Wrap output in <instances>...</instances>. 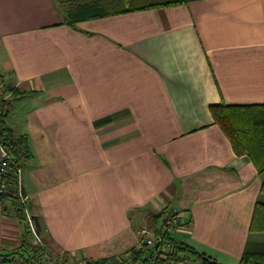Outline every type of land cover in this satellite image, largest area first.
Segmentation results:
<instances>
[{
  "label": "crops",
  "instance_id": "0c3cea01",
  "mask_svg": "<svg viewBox=\"0 0 264 264\" xmlns=\"http://www.w3.org/2000/svg\"><path fill=\"white\" fill-rule=\"evenodd\" d=\"M0 79L5 122L28 139L25 209L50 249L73 262L124 255L167 209L185 222L173 241L238 264L264 171L234 152L210 106L264 105V0L73 26L54 0H0ZM23 232L0 201V253Z\"/></svg>",
  "mask_w": 264,
  "mask_h": 264
},
{
  "label": "trees",
  "instance_id": "16d2710c",
  "mask_svg": "<svg viewBox=\"0 0 264 264\" xmlns=\"http://www.w3.org/2000/svg\"><path fill=\"white\" fill-rule=\"evenodd\" d=\"M189 1L192 0H56V6L62 12L64 22L69 26H73L81 21L137 10L184 4ZM11 90L14 92L13 89ZM8 109V100L0 101V136L12 157V161L7 168L9 180L5 196L12 206L11 215L23 224L24 232L20 246L8 252L0 253V260L6 262L9 258L17 257L24 260L26 264H38V248L32 245L31 234L25 217L26 204L20 201L17 186V169L21 168L22 163L31 157L28 139L25 135H15L6 124L5 117ZM210 112L214 122L220 126L230 140L234 152L239 155H248L258 172H263L264 105H212L210 106ZM260 195L254 205L249 225V237L238 264H264V199H262L264 198V181L261 185ZM35 227L39 232L36 223ZM173 243L182 257L188 258V254H191L199 259L201 264H221L183 244L176 241H173ZM146 250L145 247L132 248L129 253L132 255L133 260L131 262L124 261L121 264H145L143 255ZM108 259L113 260L112 258H104L93 261V264L103 263Z\"/></svg>",
  "mask_w": 264,
  "mask_h": 264
},
{
  "label": "built area",
  "instance_id": "2783aa9c",
  "mask_svg": "<svg viewBox=\"0 0 264 264\" xmlns=\"http://www.w3.org/2000/svg\"><path fill=\"white\" fill-rule=\"evenodd\" d=\"M3 80L0 79V101L6 100L7 96L2 93ZM12 157L9 151L6 149L3 140L0 136V201L2 212L4 214H12V206L10 201L6 198L5 194L8 188V165L11 163ZM21 173L22 169H17V186L18 197L24 204L27 197L21 190ZM4 210V211H3ZM26 223L28 230L31 234L32 245L38 248V264H93V261L85 260L79 262H73L71 257L63 252L53 251L45 243L40 232L37 231L35 223L32 217L25 209ZM185 225L182 213L174 212L173 210H164L160 217V222L155 225H143L136 230V236L138 239L137 248L145 247L147 250L143 255L145 264H183L188 258L182 257L181 253L177 251L174 246L172 236L176 230ZM108 259L103 263L98 264H121L125 262H131L133 260L132 255L128 252L124 255H120ZM113 261V262H112ZM0 264H26L24 260L17 257L9 258L6 262L0 260Z\"/></svg>",
  "mask_w": 264,
  "mask_h": 264
},
{
  "label": "rangeland",
  "instance_id": "374dc122",
  "mask_svg": "<svg viewBox=\"0 0 264 264\" xmlns=\"http://www.w3.org/2000/svg\"><path fill=\"white\" fill-rule=\"evenodd\" d=\"M54 1H56V0H54ZM146 225V224H145ZM183 264H201L200 262H198V260H195V259H193V258H190V259H188L185 263H183ZM222 264V263H221Z\"/></svg>",
  "mask_w": 264,
  "mask_h": 264
}]
</instances>
